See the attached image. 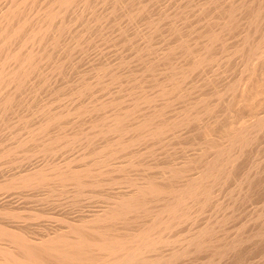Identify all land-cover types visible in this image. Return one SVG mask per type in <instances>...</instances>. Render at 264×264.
I'll use <instances>...</instances> for the list:
<instances>
[{
	"label": "bare ground",
	"instance_id": "obj_1",
	"mask_svg": "<svg viewBox=\"0 0 264 264\" xmlns=\"http://www.w3.org/2000/svg\"><path fill=\"white\" fill-rule=\"evenodd\" d=\"M150 1L0 0V195L32 192L42 203L64 195L75 205L91 197L92 190L121 188L106 195L100 210L71 219L61 216L56 218L59 225L40 234L25 223L45 217L43 212L24 217L11 201L0 200V264H228L243 248L254 252L261 245L262 224L246 233L240 226L230 234L225 215H210L203 223L197 217L228 181L234 180V202L257 191L256 179L264 169L252 173L249 167L240 177L238 171L245 148L264 131V115L231 124L226 119L232 110L228 99L236 95L234 83L209 92L186 87V80L224 54L223 45L218 58L212 49L231 26L238 28L231 46V55L241 61L238 75L264 67V0L196 1L192 11L204 17L212 8L217 14L213 17L210 10L209 17H202L194 37L179 32L180 20L189 12L183 4L169 17L174 39L165 49L164 11L152 17ZM140 21L145 27L131 38L134 66L129 74L119 71L120 66H94L67 83L66 91L56 85L72 61L67 57L89 33L115 27L124 32ZM157 33L161 45L156 49ZM115 82L118 93L107 100L82 101L92 88L104 91ZM46 85L50 97L39 103L37 93ZM61 89L65 92L59 93ZM64 93L70 102L57 110L53 103ZM177 101L182 104L164 111ZM192 124L206 134L198 152L165 163L147 160L157 143L163 145L164 136L180 137ZM4 130L8 134L2 135ZM74 145L87 152L52 158ZM222 203L214 202V212L227 207ZM183 224H188L184 232H175Z\"/></svg>",
	"mask_w": 264,
	"mask_h": 264
},
{
	"label": "rangeland",
	"instance_id": "obj_2",
	"mask_svg": "<svg viewBox=\"0 0 264 264\" xmlns=\"http://www.w3.org/2000/svg\"><path fill=\"white\" fill-rule=\"evenodd\" d=\"M180 1L182 2V4ZM180 1L178 3V0H151L148 3V11L152 17H157L161 11H164V46H165L164 49L174 39V35L172 36V34H170L168 32L169 27H170V19H171L169 17H171L172 14H174L178 9H181L180 6L187 5L188 7H187L186 11L189 10V12H186V14L183 16L184 19L180 20L181 29L179 30V32L182 31L181 34L182 35L184 34V37L185 36L187 37V35H188V37H194L197 34L196 32L199 31L202 27L200 25L203 23V20H202L203 15L202 14L199 15L197 12L192 11V8H195L194 5L196 4V1L202 2V0H192V2H191V0H180ZM189 4H191V5H189ZM189 6H191V8ZM210 10L212 11V16L213 17L216 16L217 10L210 8L208 12H211ZM208 12L204 17H206V16L209 17V15H211ZM195 14H197V15H195ZM213 20L214 19L212 18V21ZM178 24H179V21H178ZM144 27H145V22L140 21L135 26H129L127 28V30H125L126 32L125 31L123 32L122 30L120 32V31H118L117 27H115V28H110V29L109 28L103 29L101 31V33L99 31L93 32V33L91 32V35L89 33L90 36L87 35L88 36L87 39H85V40L83 39L81 41L82 44L80 43L78 45L79 47L75 48L78 50L74 49L71 53V56H69L70 54L68 55L69 57H67V58L70 59V57H71L72 61L69 60L70 62H67L69 64H67V63L65 64V67H64L65 69L63 68V70L61 72L62 74H60V76H62L65 81L63 79H61L62 77H60V79L58 78L59 81L57 82L58 84H56V85L60 84L59 87H63V90L66 91L67 86L70 84L69 82H71V80L73 78H77L81 74L86 75L87 71L94 66H96V67H99L102 65H106V66L111 65V66H115V67L120 66L118 68L119 71H123L124 74H129L131 72L133 66H134V64H133L134 61L132 60L133 59L132 57H133L134 39H131V38H133L135 30H138V29L141 30ZM231 27H230V30L227 31L226 34L224 35V39L218 40L216 42V44L214 43V46H216V47L215 48L213 47L214 49H212V51L214 50L215 52L217 50V52L215 54H216V57L218 58L219 57L218 55H220V53H219L220 46H222V45L225 46L224 47L225 52H224V54L222 53L224 57L221 54L220 55L221 57H219L217 60L215 59V61L211 62L214 66L210 63L209 65H207V67L200 68L201 70H199V69L196 70L195 72L197 74L195 72H192L191 75L187 78L188 80H186V83L187 84L189 83L188 85L186 84V87H190L192 85L193 86L197 85L196 91H198V89H201V91L204 90V91L211 92L215 89L222 88L227 83H234V85H235L234 91H236V92H233V93L231 92V93H232V95L236 93V95H235V97L233 95V101L231 100L229 102L230 99H228V103H230L229 108L232 110H230L231 113H230V111H228L229 113L227 114L228 115L227 117L229 118V116L230 115L231 116L229 119H226V121L230 120L231 124L239 125V123L242 121L254 120L257 116H260V115L263 116L264 115V76H263L264 75V69H263L264 67L261 69V66L259 65L255 68V70L254 69H251L249 71L247 70L243 74H240V76L238 75L239 72L241 73V68H240V67H242L240 65L241 61H240V59L238 60V58H236L237 56H235V55L232 56L233 54L231 55V50H232L231 48L235 45V44H233V42L236 43V41H237L236 35L238 32V28L236 26H233L232 27L233 29H232ZM104 30H105V32H104ZM92 34L94 36H92ZM185 34H187V35H185ZM192 35H194V36H192ZM91 36L93 38V41H92ZM96 36H97V38H96ZM159 38H160L159 34L154 38V44L152 46L153 48L157 49L158 47H160L161 42H160ZM90 41H92V42H90ZM89 42H90V45H89ZM222 42L224 44H222ZM86 43H88V44H86ZM228 50L230 51V54H228L229 53ZM219 60H220V62H219ZM228 60H230V61H228ZM125 61H126V63H125ZM109 63H111V64H109ZM124 63L126 65H124ZM68 65H69V67H68ZM131 66H132V68H131ZM209 66H211V67H209ZM122 67L124 70L122 69ZM216 67H217V69H216ZM211 68H212V70H211ZM64 70H66V71H64ZM68 71H69V73H68ZM201 71H203V73ZM71 72H72V74H71ZM258 73H259V75H258ZM255 74H256V76H255ZM261 74H262V76H261ZM239 77H240V81H238V84H235L238 80L237 78H239ZM205 82H208V83H205ZM67 83H69V84H67ZM64 85H65V87H64ZM198 85L201 87H199ZM206 85H207V87H206ZM47 86L48 85H46V87L44 86L45 89H43L44 87H41L37 93V101L39 103H41V102L44 103L46 100H48L47 97L48 98L50 97V92H49V89H47ZM117 87H118V83L115 82L111 87H109L110 89L107 87L104 89V91H102L103 89H101V91H100L99 90L100 88H95L94 90L92 88L91 91L87 92V94H84V96L81 99H82V101L85 100V103H88L90 101L94 102L95 99L97 101L107 100L109 97H111V95H115L118 93ZM64 88H66V89H64ZM113 88H114V90H113ZM65 91H62V89H61V91L59 93H62ZM198 93H195V94H198ZM62 95L64 98L61 97ZM62 95L60 96L61 97L60 100H57L54 102L56 104L53 103V106L57 107V110L60 109L62 105L70 102V99H68V97H66L65 93ZM85 97H87V98H85ZM215 97H216V95L213 94V99H215ZM230 98H232V97L230 96ZM42 99L44 100V102ZM59 103H61V104H59ZM177 103L176 102L170 103V106L167 107L164 111L166 113L171 112V110H174L176 107L180 106L179 104L181 102L177 101ZM223 107H225V106L222 104L221 108H223ZM231 120L233 122H231ZM228 123H229V121H228ZM194 125H196V124H194ZM188 128H190V129L185 128L184 131L181 130L182 133L180 132V134L182 136L180 135V137L175 136L173 138L174 135L171 133L167 134L168 136L167 135L164 136V143H163L164 146L161 145L160 143H159V145H157L158 144L157 143L154 146L155 149H154V147H153L154 150L152 149V151H153V152H151L152 155L149 154L150 157L146 156V159L148 157V159H147L148 161L150 160V158H151V160H152V158H153V160L155 159V161H163L164 160V163H165V162L170 161L171 159H174L177 161V160L182 159V157H184V156L187 157V155L190 156L193 153L198 152L200 146H197V144L199 142H201L202 137L204 138L206 136V134L203 135V132H204L203 130H201L200 132L199 131L197 132V130L193 126V124L191 125V127L189 126ZM192 128L193 129L195 128V129L193 130ZM6 130L2 131V135L8 134L9 130L8 131H6ZM209 130H211L212 132L215 131V130L213 131L212 128H209ZM185 131H187V133ZM22 132L23 131H20L19 134L23 135ZM23 133H25V131ZM184 133L186 135H184ZM256 137H257V138H255L256 140L251 142L250 145H247V147L245 148V153L242 156L240 167H239L240 168L239 170L241 172L237 170L238 173H240L239 177L249 167H252V170H251L252 173L258 167H259L258 169H261V170L264 169V131L259 132ZM74 146L58 150L57 153H54L52 158L58 159V160H63L66 158L75 157V155L77 156V154L79 155V154H82L83 152H87V149L82 147V146H78V145H77V147L76 146L74 147ZM157 146H158V148H157ZM154 152H155V154H154ZM62 157H64V158H62ZM122 157H124V156H122ZM122 157H119V160H121ZM257 178L261 179V181H260V179H256V181H257L256 187L258 188V189H256L257 191L253 190L251 192V194L249 193L250 196L247 195L246 198L245 197L244 198H238L236 200L237 202L233 201V198L236 195L232 194L231 190H230L231 186L232 187L234 186V184H233L234 180L228 181L226 186L223 187V189L221 190V192H220V190H217V191L215 190L216 192L213 193L215 195L212 196V199L213 200L215 199V200L213 201L211 199L213 202H210V204L208 202V204L206 206H204V210H202L201 213L197 217L199 219V221H197V222L203 223V222H205V219L207 221V219L209 218L208 216H210V215H212V216L225 215L227 217L226 218L227 223H225V228H226V231L229 232L230 234L234 233L236 228L238 230H240V228H238L240 226H243L241 228V230L242 231L244 230L243 233H246L252 229L256 230L257 226L259 227V225L261 226V224L264 225V215L261 219H259L256 222L254 221V219H252V217H255V215L259 212H262L264 214V174L262 177H257ZM262 182H263V184H262ZM260 185H262V187ZM116 187L117 186H114L110 190H92V191H94V193H93V195L91 194V197L81 198L78 202H76L75 205L70 204L69 198H67V196H64V195L53 198L49 203H42L40 201L38 202L39 199H36L37 196L34 195V193H32V192H29V194L27 192V195L25 194L26 196H24L23 193H22L23 195L17 194V193H12V194L11 193L10 194L5 193V194L0 195V200L5 199L8 201H11L12 206L19 213V215L24 216V217L30 215L34 211L43 212L45 217H41L40 219L29 220L28 222L25 223L27 226L29 225L28 227H30V229L33 232L40 234V233H44L46 229H49L51 227L53 228L54 226L59 225V221H57L56 218H61V216H62V218H67V219L77 218L76 216H78V214H81L79 216H82L83 214L85 215V214L91 213L93 211L100 210L102 208V206L105 205L106 195H109L111 192L114 193V191L117 192L118 188H120V187H117V188ZM120 189H119V191H121ZM226 194H228V195H226ZM231 196H233V198H231ZM219 201H222L223 202L222 204L223 205L226 204L227 207H225L224 209H222L218 213H216L213 210V208H214L213 205H214V202H219ZM226 205H224V206H226ZM183 225L188 226V224H183ZM183 225L178 226L177 229L175 228V232H181V231L184 232V230L187 227L186 226L184 227ZM259 243H261V245L260 244H259V246L257 245L258 247L254 248V252L251 251V250H253L252 247L248 248V249L246 248L245 250L243 248L240 251V253L237 252L238 255H236V258L232 259L233 262L230 261L231 264H264V248H263L264 247V236H263V240L260 241ZM248 247H250V246H248ZM260 248H262V249L260 250ZM256 249H257V251H256ZM238 256H239V258H237ZM240 256L242 257V260H241ZM234 259H235V261H234Z\"/></svg>",
	"mask_w": 264,
	"mask_h": 264
}]
</instances>
